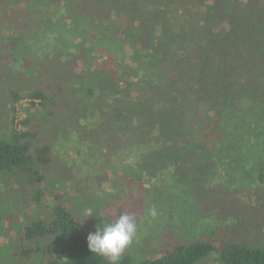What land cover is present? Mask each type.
I'll use <instances>...</instances> for the list:
<instances>
[{
	"label": "trees",
	"instance_id": "obj_1",
	"mask_svg": "<svg viewBox=\"0 0 264 264\" xmlns=\"http://www.w3.org/2000/svg\"><path fill=\"white\" fill-rule=\"evenodd\" d=\"M7 2L11 8L0 3L1 25L9 32L0 50V91L6 86L12 97V117L11 129L0 130V172H22L31 201L42 203L48 194L39 186L47 180L42 164L53 161L60 132L83 131L94 137L86 139L84 153L95 170L89 177L106 173V165L97 167L110 154L125 182H151L149 196L161 185L152 182H227L232 194L244 182H257L249 189L255 196L236 203L234 195L231 202L242 214L255 207L247 216L262 219L264 0ZM22 76L33 83L19 90ZM25 97L61 115L52 139L28 127L30 117L18 127L14 104ZM88 235L59 201L44 215L27 217L17 239L22 253L39 256L42 264H111L89 250ZM212 253L222 264H264V242L230 237L220 246L176 240L158 256L137 259L127 252L118 264H197Z\"/></svg>",
	"mask_w": 264,
	"mask_h": 264
},
{
	"label": "rangeland",
	"instance_id": "obj_2",
	"mask_svg": "<svg viewBox=\"0 0 264 264\" xmlns=\"http://www.w3.org/2000/svg\"><path fill=\"white\" fill-rule=\"evenodd\" d=\"M241 1L244 4L254 3V0ZM0 3L9 6L7 0H0ZM18 7L22 9L20 5ZM1 24L0 21V50L4 45V39L9 35L6 26ZM220 25L224 27L226 23L219 22L217 27ZM19 82L15 86L19 90H24L25 84L33 83L32 77L29 76L19 77ZM5 87L2 86L0 91V123L2 124L0 130L3 131L11 129L12 117L7 110V106L11 107L12 97L7 94ZM107 88L108 84L103 85L102 91ZM115 90L114 87L112 94ZM124 91L127 93L130 90L126 88ZM105 96L103 92L101 98L105 100ZM25 98L14 104V113L20 120L21 128L25 127L23 120L30 117L28 127L36 128L39 135L52 139L55 136L53 123L55 125L61 115L54 116L48 113L41 105H34V101H22ZM205 111L206 107H204ZM96 120L98 122V119ZM71 134L65 130L60 132L58 142L52 148L53 161L42 164L47 180L40 182L39 186L48 188V194L42 203L31 201L32 186L27 183L22 172H0V225L3 226L0 227V264H42V258L39 256L28 257L22 253L23 244L17 239L18 230L27 217L39 213L44 215L59 201L74 212L89 233L95 232L98 225L102 227L103 223L114 221L121 213L127 212L134 215L138 224L137 236L123 254L128 252L137 259L158 256L176 240L191 242L196 238H202L218 246L229 237L254 244L264 242V216L259 219L251 215L249 219L248 211L252 214L256 210L255 207L247 209V212L242 214L240 208L238 209L231 202L234 195H237V199L233 197L236 203H242L243 199H248L254 194L249 189L257 186V182L242 183L241 192H233L234 194L230 193L229 188L226 187L227 182H208V180L180 183L152 182V185H161L160 189L157 188L156 194L149 196L146 194L148 192L146 189L151 187L149 186L151 182H125L124 171L114 167L118 160L114 161L115 163L111 162L112 157L108 153L107 158L110 160L108 159L107 162L105 159L100 160L101 164L97 167L100 169L101 165H106L107 167H103L106 173L99 170L96 176L89 177L95 174V170L89 168L87 156L84 153L88 152L86 139H94L93 134L86 135L83 131L82 135L78 133L77 136H71ZM102 135L103 133H100L98 137ZM35 142L38 145L43 144L40 138H36ZM126 156L130 160L128 152L123 157ZM185 190H188L189 194L185 193ZM58 196L61 197L60 200ZM166 201L164 207L163 203ZM151 208L157 211L155 217L149 213ZM89 211L94 215L88 217ZM197 264L222 263L218 253H212Z\"/></svg>",
	"mask_w": 264,
	"mask_h": 264
},
{
	"label": "clouds",
	"instance_id": "obj_3",
	"mask_svg": "<svg viewBox=\"0 0 264 264\" xmlns=\"http://www.w3.org/2000/svg\"><path fill=\"white\" fill-rule=\"evenodd\" d=\"M149 213L152 217L157 215L155 208H151ZM88 217L94 215L87 213ZM138 224L134 215L127 212L121 213L114 221L103 223L97 226L95 232L87 236L88 248L92 253H96L111 264H118L122 254L130 247L137 236Z\"/></svg>",
	"mask_w": 264,
	"mask_h": 264
},
{
	"label": "built area",
	"instance_id": "obj_4",
	"mask_svg": "<svg viewBox=\"0 0 264 264\" xmlns=\"http://www.w3.org/2000/svg\"><path fill=\"white\" fill-rule=\"evenodd\" d=\"M27 100L34 101V103H35L36 105L39 104V100H38V99H34V98H31V99H29V98H25V99H23L22 101H27ZM19 121H20V120L17 118L16 123H17L18 127L21 128V124L19 123Z\"/></svg>",
	"mask_w": 264,
	"mask_h": 264
}]
</instances>
